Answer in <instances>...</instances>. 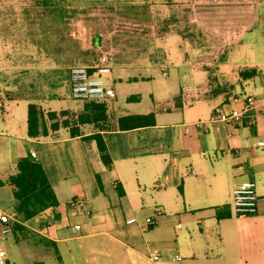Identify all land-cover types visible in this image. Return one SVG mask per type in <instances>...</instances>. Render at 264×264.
<instances>
[{
  "label": "crops",
  "instance_id": "1",
  "mask_svg": "<svg viewBox=\"0 0 264 264\" xmlns=\"http://www.w3.org/2000/svg\"><path fill=\"white\" fill-rule=\"evenodd\" d=\"M76 1L88 3L91 10H108L114 2L121 6L151 0ZM152 1L170 8L178 2ZM240 1L227 0L231 4ZM252 4L220 16L232 19V33H264V10L258 11ZM8 7L0 8V19L20 13L15 5ZM30 8L24 9V14ZM55 12L59 28L64 30V8L58 5ZM168 20L163 21L160 33L170 36L159 44L166 52V64L174 68L181 83L158 89L156 96L153 78L138 82L130 78L128 69L111 70L107 80L115 93L107 102L111 128L99 133L109 166L101 161L95 140L84 138L95 132L91 125L80 127L81 136L71 137L67 129L60 128L45 137H28L29 103L23 97L32 90L31 81L10 84L0 76V179L14 175L17 160L32 158L34 153L33 159L44 170L57 200L56 207L22 223L32 234L12 233L10 229L0 235L6 264H264V64L248 66L260 69L254 78L241 80L238 76L234 84H216L206 91L202 85L205 73L188 67L186 50L192 48L188 33L182 37L178 30L169 28L176 26L175 17ZM15 23L10 20L9 25H18ZM12 39L0 43V49L15 51ZM98 45L97 40L93 47ZM4 59L0 56V66L15 76V63ZM197 73L202 75L195 83ZM161 74L168 76L165 69ZM139 83L150 87L127 96L129 87ZM130 96L136 99L128 101ZM175 96H179L178 107L170 105ZM57 98L61 97L45 101ZM248 99L250 109L241 124L197 125L208 121L216 110L241 109ZM162 103L170 106L160 108ZM141 107L146 110H137ZM61 110L80 109L69 106L55 112ZM149 112L155 114L154 126L125 131L115 127L120 116ZM242 182L252 183L256 191L254 215L232 211L231 191ZM74 200L82 201L78 209L69 207ZM13 204L10 187L0 186V213L7 216L9 227L18 222ZM130 218L136 221L127 224ZM148 218L151 224L146 223ZM37 252L42 257L36 262L32 255Z\"/></svg>",
  "mask_w": 264,
  "mask_h": 264
},
{
  "label": "rangeland",
  "instance_id": "2",
  "mask_svg": "<svg viewBox=\"0 0 264 264\" xmlns=\"http://www.w3.org/2000/svg\"><path fill=\"white\" fill-rule=\"evenodd\" d=\"M11 2L2 0L1 10H8L12 4L21 15L0 19V43L5 44L12 37L16 48L13 51L2 47L0 56L6 58L3 61L10 59L11 63H15L16 75L12 77L1 65L0 76L10 84L20 85L31 81L32 90L23 99L44 107V112L48 111L47 108L56 111L69 106L75 111L81 109L82 102L69 98L68 67L95 61L101 53L110 55L112 71L128 69L130 78L138 79V82L153 78L152 92L156 96L158 89H170L177 82L181 83V77L175 74L174 68L166 64V52L159 44L170 36V33H160V29L163 21H169L171 16L175 17L177 23L176 26L169 25V28L178 30L182 37L187 33L189 35L192 48L186 50V57L190 59L188 67L190 71L202 70L205 73L207 79L202 85L207 87L206 91L216 84L236 83L241 68L264 64V33L234 34L231 32L232 19L220 17L226 16L232 9H247L252 2L241 0L231 4L227 0H178L174 8L152 0L127 2L121 6L114 2L109 4L108 10H91L88 3L76 0H48L46 5L41 0ZM262 2L264 0H256L252 5H256L258 11L264 10ZM55 4L61 5L67 15L64 30L59 28L56 12L48 11ZM29 6L30 10L24 14V9ZM10 20L18 25H9ZM97 40L99 45L93 47ZM241 42L243 45L236 48ZM9 53L11 57L8 58ZM164 69L167 77L161 74ZM201 75L197 73L195 83L200 81ZM149 87L147 83L130 86L126 95L140 93ZM56 96L61 98L45 101ZM170 101V105H173L174 97ZM170 105L162 103L159 107ZM127 109L132 110L130 107ZM137 110L146 109L141 107ZM37 254L32 255L36 262L42 257Z\"/></svg>",
  "mask_w": 264,
  "mask_h": 264
},
{
  "label": "trees",
  "instance_id": "3",
  "mask_svg": "<svg viewBox=\"0 0 264 264\" xmlns=\"http://www.w3.org/2000/svg\"><path fill=\"white\" fill-rule=\"evenodd\" d=\"M50 7L53 9L48 11L52 12L56 11L58 5L55 4ZM260 72V69L256 66L244 67L238 71V76L241 80H246L258 76ZM135 99V96L127 98L128 101ZM174 100V106H180L179 96H175ZM109 120L107 102L85 101L82 102V107L77 112L68 110L59 112L48 110L44 112L37 104L29 103L27 105L28 137H45L49 132H55L60 128L67 129L71 137L81 136L80 127L91 125L95 132L84 138L95 140L100 159L105 166H109L110 158L99 133L110 130ZM154 125L155 114L149 112L120 116L116 120L115 127L118 130L125 131ZM5 184L11 189L14 200L13 209L18 220V222L10 223L12 233L32 234L22 223L57 206L56 197L44 170L33 158L29 156L22 157L16 162V173L9 176L5 181L0 179V186Z\"/></svg>",
  "mask_w": 264,
  "mask_h": 264
},
{
  "label": "built area",
  "instance_id": "4",
  "mask_svg": "<svg viewBox=\"0 0 264 264\" xmlns=\"http://www.w3.org/2000/svg\"><path fill=\"white\" fill-rule=\"evenodd\" d=\"M111 58L108 53H101L95 61L83 65H74L67 70V88L69 96L74 101L85 102H108L115 97L113 89L108 84V76L111 72ZM251 100L248 99L241 109L230 111L216 110L212 113L209 120L199 122L198 126L207 127L213 123H225L230 125L241 124L246 112L250 109ZM32 158L35 154L31 153ZM82 201L74 200L69 203L71 209H78ZM231 207L236 215H254L257 211V195L254 186L250 182H242L236 185L231 191ZM136 220L130 218L127 224L134 223ZM147 224H151V219H146ZM79 226L76 225L75 229ZM10 232L8 218L0 213V235ZM158 255L154 256L157 259ZM179 260V257H175ZM7 263L6 252L0 249V264Z\"/></svg>",
  "mask_w": 264,
  "mask_h": 264
}]
</instances>
